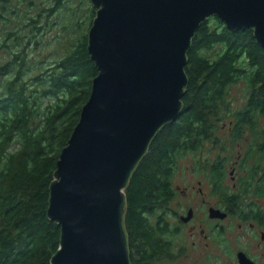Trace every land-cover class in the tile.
I'll list each match as a JSON object with an SVG mask.
<instances>
[{
    "label": "water",
    "instance_id": "obj_1",
    "mask_svg": "<svg viewBox=\"0 0 264 264\" xmlns=\"http://www.w3.org/2000/svg\"><path fill=\"white\" fill-rule=\"evenodd\" d=\"M90 2L87 50L98 72L48 186L46 215L60 227L49 264H132L126 189L183 109L195 31L215 15L232 31L252 29L264 49V0Z\"/></svg>",
    "mask_w": 264,
    "mask_h": 264
},
{
    "label": "trees",
    "instance_id": "obj_2",
    "mask_svg": "<svg viewBox=\"0 0 264 264\" xmlns=\"http://www.w3.org/2000/svg\"><path fill=\"white\" fill-rule=\"evenodd\" d=\"M4 2L0 0V8ZM95 12L92 6L86 15V30L72 49L51 71H40L32 79L38 85L33 102L26 94L28 85L13 87L21 79L24 57L12 55L13 64L18 59L13 80L5 93L0 94V264H49L58 248L60 227L46 215L48 186L59 153L79 119L98 72L87 50V33ZM210 22H214L212 29ZM31 32L37 29L32 28ZM215 42L223 44L224 49L211 59L203 50ZM241 55L255 69L252 83L256 82L254 86L258 87L241 108L230 112L234 116L231 123L234 140L243 138L246 126L253 127L259 115L264 116V49L252 29L232 31L215 15L206 18L195 31L187 51L188 84L182 97L183 109L157 133L126 189L129 250L138 240L136 256L130 252L132 264H151L153 258L169 254V242L165 239L169 232L164 221L158 218L152 225L148 216L162 198L165 201L170 196L165 179L179 147L194 149L215 132L209 116L224 105L226 86L244 72L236 63ZM42 97L52 99L43 109ZM14 139L16 147H12ZM258 152L264 160V137ZM217 161L224 162L220 158ZM262 166L251 168L256 170H250L248 178L258 194L264 193ZM214 168L220 175V166ZM236 199L230 196L227 206L238 208Z\"/></svg>",
    "mask_w": 264,
    "mask_h": 264
},
{
    "label": "rangeland",
    "instance_id": "obj_3",
    "mask_svg": "<svg viewBox=\"0 0 264 264\" xmlns=\"http://www.w3.org/2000/svg\"><path fill=\"white\" fill-rule=\"evenodd\" d=\"M4 1L0 8V94L5 93L7 85L13 80L14 64L18 61L13 64V56L19 55L20 58L24 57L23 72L20 81L14 82L13 87L28 85L26 94L33 102L34 97H37L38 85L32 79L40 71H51L54 64L72 49L86 30V15L92 5L90 0H60L58 3H54V0ZM213 25L214 22H210L209 27L212 29ZM32 28L37 29V32H31ZM205 49L203 54L214 59L223 52L224 45L215 42ZM236 63L244 72L226 86L224 105L209 116L215 132L194 149L186 145L179 147L165 179L170 196L165 201L162 198L148 216L152 225L161 218L175 227L179 221L172 213L185 214L191 207L197 214L194 221L181 226L176 235L165 236L169 242L168 252L175 257L163 259L157 264H225L226 259H222L224 244L231 243L236 248L237 236L245 230H239L236 224L232 225L223 235L215 238V243L211 242L209 225L203 218L207 208L213 206L223 209L229 195H235L241 207L251 203L264 208V196L257 194V189L248 181L250 170H256L251 168L257 165L263 167L264 164L258 152L264 137V116L259 115L253 127L246 126L243 138L234 140L231 135L234 116L230 112L241 108L258 87L254 86L256 82L252 83L251 75L255 69L245 57L239 56ZM41 101L43 109L52 99L42 97ZM16 146L17 141L14 139L12 147ZM218 158L224 162H218ZM216 165L220 166V175L214 168ZM231 171H235L233 178ZM190 226L196 227L193 233L189 231ZM201 229L206 237L200 233ZM137 243L138 240H135L130 250L134 257ZM213 250L220 254L217 255L218 259H209V253Z\"/></svg>",
    "mask_w": 264,
    "mask_h": 264
},
{
    "label": "flooded vegetation",
    "instance_id": "obj_4",
    "mask_svg": "<svg viewBox=\"0 0 264 264\" xmlns=\"http://www.w3.org/2000/svg\"><path fill=\"white\" fill-rule=\"evenodd\" d=\"M233 173L235 174V171H231L230 173L232 178L234 177ZM256 193L258 194V192ZM259 194L264 196V193ZM230 196L235 195L227 197L226 206L223 209L209 206L206 210V215L203 216L209 225L210 240L215 243V238L223 235L229 227L236 224L239 230L244 228L245 232L241 230L242 233L237 236L235 242L236 248H233L231 243L224 244L222 259H226L225 264H264V208L251 203L247 204L248 207L247 205L243 207L239 206L238 208L228 207L227 204L230 201L228 200ZM210 208L219 209L220 212L216 213L213 217H209ZM171 215L176 216L179 224L172 227L168 221L162 219L168 229L169 235H176L181 226L190 225L197 216L191 207L187 209L185 214L177 215L172 213ZM195 230L196 227H189L190 233H193ZM215 232H217L216 235ZM200 233L204 237L207 236L204 234L203 229L200 230ZM209 254V259L211 260L218 259L217 255H220L218 251L214 250ZM168 255L162 254L155 259L153 258L151 264H157L163 259L169 260L175 257V255L172 257L170 253Z\"/></svg>",
    "mask_w": 264,
    "mask_h": 264
}]
</instances>
